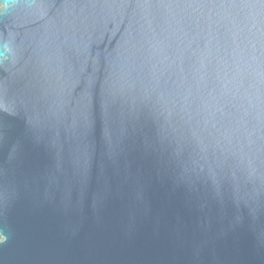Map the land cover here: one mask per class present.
Returning <instances> with one entry per match:
<instances>
[{"label":"water","instance_id":"obj_1","mask_svg":"<svg viewBox=\"0 0 264 264\" xmlns=\"http://www.w3.org/2000/svg\"><path fill=\"white\" fill-rule=\"evenodd\" d=\"M0 264H264V0H0Z\"/></svg>","mask_w":264,"mask_h":264},{"label":"flooded vegetation","instance_id":"obj_2","mask_svg":"<svg viewBox=\"0 0 264 264\" xmlns=\"http://www.w3.org/2000/svg\"><path fill=\"white\" fill-rule=\"evenodd\" d=\"M3 7V4L0 5V9Z\"/></svg>","mask_w":264,"mask_h":264}]
</instances>
